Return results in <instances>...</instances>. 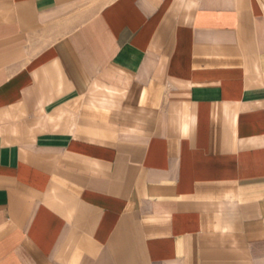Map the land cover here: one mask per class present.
I'll return each mask as SVG.
<instances>
[{"label": "crops", "instance_id": "crops-1", "mask_svg": "<svg viewBox=\"0 0 264 264\" xmlns=\"http://www.w3.org/2000/svg\"><path fill=\"white\" fill-rule=\"evenodd\" d=\"M0 264H264V0H0Z\"/></svg>", "mask_w": 264, "mask_h": 264}]
</instances>
